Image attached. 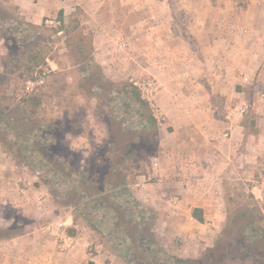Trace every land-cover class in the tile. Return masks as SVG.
Instances as JSON below:
<instances>
[{"label": "crops", "instance_id": "obj_1", "mask_svg": "<svg viewBox=\"0 0 264 264\" xmlns=\"http://www.w3.org/2000/svg\"><path fill=\"white\" fill-rule=\"evenodd\" d=\"M2 1L34 24L79 6L95 26L98 63H120V70L156 81L155 104L169 132L158 134L162 151L151 158L153 173L146 167L141 176L155 181L143 182L134 196L159 215L153 231L166 252L197 259L212 247L225 223L230 180L244 179L264 211V187L256 180L264 170V0ZM175 12L183 18L179 27ZM130 36L136 55L115 46ZM2 156L0 148V211L5 204L19 210L29 192L20 197L13 165ZM195 209L202 223L192 217ZM72 238L74 245L61 251L51 250L43 233L0 242V264H124L101 245L88 252L85 235Z\"/></svg>", "mask_w": 264, "mask_h": 264}, {"label": "rangeland", "instance_id": "obj_2", "mask_svg": "<svg viewBox=\"0 0 264 264\" xmlns=\"http://www.w3.org/2000/svg\"><path fill=\"white\" fill-rule=\"evenodd\" d=\"M175 14V25L179 27L183 18L177 16L178 12ZM56 19L57 16L45 17L34 24L17 8L0 0V148L3 162L13 165L10 171L18 178V194L22 197L27 195V190L29 192L19 210L5 204L0 211V229L4 230V235H13L0 242L43 233L50 238V249L61 251L60 237L50 234L47 227L72 218L73 224L56 231L58 235L63 234L62 231L65 236L74 231L69 237L85 235L88 252L95 254L96 246L101 245L102 250L115 253L124 264H128V259L111 245L109 236H106L111 230L107 217L96 211L92 200L83 191L75 188L76 183H61L54 172L39 164L37 158L25 150V141L29 145L38 143L39 147H46L53 158L67 156L72 172L81 173L89 168L91 157L107 148L106 142L112 134L117 137L119 127L123 135L128 133L130 147L122 151L115 146L109 148L116 155L114 169L119 176L125 177L123 182L113 179L111 187L115 182L122 183L137 201L135 190L141 188L143 182L155 181L153 176L145 180L141 176L146 167L153 173L155 162L151 158L162 150L159 136H154L152 129L143 132L138 126L136 111L139 109L121 97L119 87L124 82L137 87L141 99L148 103L156 119L160 129L158 134L163 132L166 137L169 132L167 120L155 104L158 90L149 94L138 87L145 81H156L152 77H140L126 66L120 70V63L118 66L98 63L93 48L95 26L79 6L72 5L64 13L68 35L56 32L60 25ZM114 30L115 38L117 33ZM173 30L177 34L176 28ZM180 35L191 42L189 34ZM131 36L128 40L124 37L117 42L116 39V49L138 54L137 42ZM29 51H37L45 57V65L40 68L42 72L35 73V80L31 83L25 81L29 76L26 67ZM90 59L99 67V72L88 68ZM29 95L40 96L41 103L34 116H22L15 109L22 107L23 99ZM117 155L122 157L119 162ZM55 169L60 170V166L56 164ZM256 180L264 187V170L258 173ZM23 181L25 185H21ZM223 196L225 223L227 215L233 216L237 209L257 207L258 213L264 217V211L250 195L244 179L228 181ZM146 209L155 224L159 215L152 208ZM94 216L102 217L100 227L92 218ZM10 244L14 245L13 242ZM121 249L125 250L124 247Z\"/></svg>", "mask_w": 264, "mask_h": 264}, {"label": "trees", "instance_id": "obj_3", "mask_svg": "<svg viewBox=\"0 0 264 264\" xmlns=\"http://www.w3.org/2000/svg\"><path fill=\"white\" fill-rule=\"evenodd\" d=\"M56 20L60 24L56 32H64L68 35V25L65 23L62 11L58 13ZM44 26L43 23L42 27ZM32 28L37 27L32 26ZM44 65L45 57L40 53L37 51L28 53L26 67L29 76L25 81L33 82L35 80L33 75L37 72L41 73L40 68ZM87 66L99 72V67L92 59L88 60ZM119 91L122 98L133 102L139 109L136 114H138V126L142 131L149 132L152 129V134L157 136L156 119L148 103L141 99L137 87L130 82H124L119 87ZM23 103L22 107H16L15 112L22 116H34L41 99L40 96L29 95L23 99ZM118 129L115 130L117 137L113 133L106 142L107 148L91 157L89 168L81 173L72 172L67 156L55 155L56 157L53 158L46 147H39L38 143L29 145L28 141L24 140L25 150L36 157L46 170L54 172L61 183H76L75 188H79L92 200L96 211L102 212L109 221L111 230L106 235L109 236V242L128 259V264H264V217L258 213L257 207L237 209L233 216L229 213L212 247L203 251L197 259H179L166 252L155 238L154 221L149 211L139 201L133 199L132 195L123 188L122 183L115 182L111 187L113 179L123 182L125 177L119 176L117 169H114L116 155L109 148L115 146L117 150L122 151L123 148L130 147L128 133L123 135L122 129L119 127ZM118 156L119 162L122 157ZM56 164L60 166V170L55 169ZM192 217L199 223L203 222L200 210H193ZM92 218L100 227L102 217ZM3 232L4 230L0 229V240L13 236L4 235ZM73 233L74 231H70L69 236H73ZM123 247L124 251L121 249Z\"/></svg>", "mask_w": 264, "mask_h": 264}, {"label": "built area", "instance_id": "obj_4", "mask_svg": "<svg viewBox=\"0 0 264 264\" xmlns=\"http://www.w3.org/2000/svg\"><path fill=\"white\" fill-rule=\"evenodd\" d=\"M31 83V82H30ZM143 91L152 94L156 90V83L154 81H145L140 86ZM63 227L62 223H58L54 226L47 227V231H50V234H55L56 236L60 237V248L61 250H68L74 245V239L69 236H64L62 234L58 235L56 231H59Z\"/></svg>", "mask_w": 264, "mask_h": 264}]
</instances>
